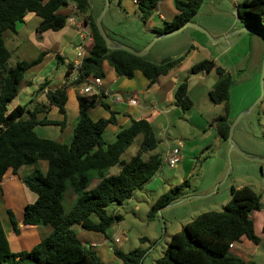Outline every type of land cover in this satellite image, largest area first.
Wrapping results in <instances>:
<instances>
[{"label": "trees", "instance_id": "trees-1", "mask_svg": "<svg viewBox=\"0 0 264 264\" xmlns=\"http://www.w3.org/2000/svg\"><path fill=\"white\" fill-rule=\"evenodd\" d=\"M111 2V0H109ZM116 1L119 5L121 0ZM161 0H138L137 11L143 22L148 21ZM204 0H174L177 12L171 22H165L155 33L160 35L174 31L191 20ZM62 6L75 7L77 15L91 35L92 42L82 61L76 86L84 78H103V63L114 70L117 78L132 79L140 72L150 88L160 76L167 75L185 59L186 55L173 58L165 64H154L145 58L129 53L108 50L100 37L95 19L89 12L88 0H0V183L8 171L13 174L37 162L47 163V171L36 170L21 178L25 188L36 196L27 204L22 213V224L26 227L49 226L52 231L30 250L12 253L0 222V264H101L91 247L78 239L73 226L82 230L106 236V231L122 221L119 214H107L106 208L116 203L122 205L133 194L141 190L155 176L162 165V157L154 153L159 141L146 120H131L130 125L118 131L114 141L106 142L103 131L116 123L115 114L110 112L107 119L92 121L88 112L96 105L98 97L78 94L79 116L72 127L69 144L39 138L34 132L36 126H59L65 123L39 119L56 108L65 117V104L69 85L46 91L47 103L32 108L11 105L18 95L24 73L38 65L45 55L40 53L36 60L24 63L12 59V49L7 48L6 36L16 34V25L23 23L28 14L39 19L38 35L51 31L59 32L66 26L69 15L57 13ZM237 17L246 27L264 35V0H240ZM59 59V57H56ZM67 67L65 75L71 72ZM214 71L217 81L208 93L211 103L223 105L224 115L215 119L214 126L219 139L226 141L230 123L227 121L231 77L211 60H203L190 69L191 75ZM46 84L40 86V91ZM173 104L182 111H189L192 102L187 94L186 80L173 93ZM106 110L109 108L103 105ZM140 136L141 142L129 161L121 159L125 151ZM146 156V159H145ZM118 167L116 175L109 171ZM93 180L98 183L93 188ZM75 195L72 209L66 212L62 206L65 193ZM176 200L175 191L169 190L152 206L148 219L155 212ZM262 209L261 198L248 187L232 188L230 200L221 212L203 213L182 230L172 235L162 256L154 264H249L230 253L234 244L246 240L258 245L251 214ZM8 217L15 235L19 234L13 213ZM264 237V224L261 229ZM231 246V248H230ZM119 264H143L144 250L124 253L113 250Z\"/></svg>", "mask_w": 264, "mask_h": 264}, {"label": "rangeland", "instance_id": "rangeland-1", "mask_svg": "<svg viewBox=\"0 0 264 264\" xmlns=\"http://www.w3.org/2000/svg\"><path fill=\"white\" fill-rule=\"evenodd\" d=\"M239 2L234 4L233 0H204L191 22L205 30L211 38L196 29L185 28L176 35L158 40L145 56L147 61L160 64L170 57L186 55L182 61L183 70L178 74L180 83L188 77V97L192 107L189 111H182L173 105L171 108L175 112H170L168 118L165 116L167 122H164L156 135L159 144L154 153L161 155L162 165L155 176L135 192L129 201L122 205L112 203L106 208L107 214H119L122 221L109 228L106 236L84 231L79 226L72 227L81 240L90 236L95 241L93 249L101 264L120 263L113 254L115 249L124 253L144 250L143 264H154L162 256L172 235L203 213L221 212L230 200L231 189L241 187H248L257 194L262 206L260 212L250 217L260 242L256 246L252 244L256 247L254 250L250 247L242 248V253L246 254L247 263L264 264V237L259 228L264 216V98L257 102L261 90L260 74L254 79L255 73L248 63L252 48L249 39H252V34L239 33L230 37L231 39L213 43L218 39H213L211 33L212 28L228 27L233 20L240 25L236 16ZM88 4V13L95 18L101 13L104 0H88ZM114 5L117 6V2L111 0V7L102 19L103 30L109 38H113L109 32L118 34L120 44L134 51H141L144 47L140 49L139 43L150 40L148 45L155 37L153 34L162 27L153 25L150 20L143 22L138 11L125 14L116 10ZM155 14L156 10L153 12ZM73 15L82 22V17L76 12ZM233 32L235 31L231 33ZM237 41H240L237 48L242 50V54L246 53V57L240 60L238 73L230 61L235 58L234 52L230 49L228 55L226 51L228 43ZM203 43L207 47H202ZM6 44L11 50L16 41ZM203 60H213L217 67H221L231 77L233 84L228 102V118L231 124L235 123L232 140L237 149L248 158L231 151L228 143L219 139L216 134L214 121L224 115V108L223 105H213L208 93L216 83L217 76L214 71L207 75L198 74L200 76L190 74L191 67ZM13 62L12 57L11 63ZM63 69L59 66L58 71L51 75L52 83L59 78ZM142 79L134 78L132 83L138 86ZM142 99L140 96V100ZM153 101L154 98L150 95L144 99L143 106L149 110ZM20 106H29V99L20 103ZM163 109L169 111L168 106ZM243 113L246 114L242 116ZM140 142L141 137L138 136L121 159L129 161ZM173 149L179 151L180 160L174 169H170L165 163V155ZM118 170L116 166L109 173L113 176ZM171 189L175 191L176 200L157 210L152 219H148L152 206ZM69 193L68 190L62 200L66 212L72 209L73 204L68 203ZM103 237L106 241H103ZM230 253L240 255L239 251Z\"/></svg>", "mask_w": 264, "mask_h": 264}, {"label": "crops", "instance_id": "crops-1", "mask_svg": "<svg viewBox=\"0 0 264 264\" xmlns=\"http://www.w3.org/2000/svg\"><path fill=\"white\" fill-rule=\"evenodd\" d=\"M43 1L47 2L48 0ZM239 1L240 0H233V3L235 4ZM113 2L115 3V1ZM173 2L174 0H161L159 2L157 8L155 9L156 14H152L151 18L149 19L153 25H159L157 27H162L165 22L172 21L173 17L177 13L173 7ZM114 6L116 7V10H119L125 14L137 11V5L133 4L132 0H121L119 5L117 4V6ZM109 7H111V2ZM74 12L75 11L73 10L72 6H62L57 11L58 14L67 16H74ZM87 15L91 14L88 13ZM238 21L240 25L235 24V21L233 20L228 25V27L226 26L221 29L212 28L211 33L213 39L216 40L224 37L232 31L239 30L242 26H245L241 23L239 18ZM38 25L39 19L34 16V14H28L25 17L23 23L16 25V34L10 33L6 36L7 41H16L15 46H12V57L14 58L15 62L20 61L24 63H31L37 59L40 53L45 52L41 62L24 73L23 79L19 86L18 95L14 99L13 103L8 106L9 110H11L16 105H20V103L26 102L28 99L29 106H26L27 108H32L34 105H45L47 103L46 91L55 90L63 85H66L65 72L67 67L71 66L72 62L76 58V48L83 46L85 49V54L87 49L90 48L91 43L88 42V40L84 37L85 35L78 33L74 28L65 26V28L59 32L47 31L38 35L36 33V28ZM109 33L110 35H113V38L108 37L112 43H120L118 40L120 38L118 34L113 32ZM153 35L156 36L158 34L154 33ZM242 40L243 39H240V41ZM249 40L252 42V48L248 56V63H250L249 68H251L252 71H254L253 73H255L254 79H257L261 69L264 42L257 34H252V39ZM149 41L150 40H144L142 43H139L141 46L140 49L145 47ZM240 41L232 44L228 43V47L226 48L228 55L230 54V49L234 52L233 54L235 58L231 59L230 61L231 66L236 67V73L240 71V68H238L240 65V60L242 61L246 57V53L242 54V50L237 48L239 45L238 42ZM202 47L207 46H205V43H203ZM240 53L242 56H240ZM56 57H59V59ZM59 66L60 68L64 69L61 75H59V78L52 83L50 77L55 71H58ZM182 66L183 64L181 63L178 68L171 70L167 75L158 77L156 82L149 88L147 80L140 72H135L132 79L124 78L122 81V78H117L115 76L114 70L109 67L107 63H103L104 77L101 78L99 87L95 88L91 94L85 95L98 97L96 105L88 112L92 121L107 119L110 116V112L115 114L116 123L114 125H108L105 128L103 131V139L106 142L114 141L118 131L122 128L128 127L131 120L141 119L146 120L151 125L155 135H158L157 132L160 131V127L164 124V122H167L166 117L168 118L170 112H175L174 109L171 108L174 105L173 93L180 83L178 73L183 70ZM204 74L206 73H203L202 75ZM134 78L143 79L142 81H139L138 86H134V83H132ZM185 80L187 83V94L189 96L188 77L185 78ZM42 84H46V89L40 91L39 89ZM79 88L80 87L75 86L71 87L70 91L67 90V102L64 107L65 117L60 115L56 108H53L47 114H42L39 116V119L46 117L47 120L55 122H61L63 119H65V125L62 129L59 126L51 125L36 126L34 128V132L39 138L54 140L64 144H69L71 142L72 127L77 122L79 116L77 101V95L80 92ZM104 91H107L109 95H102V92ZM150 95L153 96L154 101L151 102L148 110L143 106V104L145 103L144 99ZM130 96L136 99V105H127L126 99ZM140 96L143 98L142 100H140ZM115 98H120V102H116L114 100ZM103 105H106L109 110H106ZM164 106H168L169 111L166 109L165 111L163 109ZM227 121L231 124L229 118ZM36 170L44 174L47 171V163L40 161L29 167H22L16 172V174L8 171L0 183V222L12 253L30 250L35 244L49 235L52 231L49 226L26 227L22 224L23 209L27 204L33 203L36 200V196L29 192L25 186H23L21 178L32 174ZM97 183V180H93L90 188L96 186ZM69 192L70 193L67 195L69 198L68 203L71 204V202L73 203L75 200V195L70 190ZM8 211L13 213L17 223V229L19 231L18 235H15L13 232V228L8 217ZM255 213L257 212H253L251 214V218ZM263 224L264 216L262 217V221L259 226L260 229H262ZM78 239L85 245H94L93 248H95V241L90 236L86 237V240H81L80 237H78ZM103 241H106V238H104ZM236 247L237 250H235ZM247 247H250L252 250L256 248L255 246L253 247L250 242L241 240V242L233 245L231 252L235 253L239 251L240 255H236L247 261L246 254L242 253V248ZM93 248L92 250L94 251Z\"/></svg>", "mask_w": 264, "mask_h": 264}, {"label": "water", "instance_id": "water-1", "mask_svg": "<svg viewBox=\"0 0 264 264\" xmlns=\"http://www.w3.org/2000/svg\"><path fill=\"white\" fill-rule=\"evenodd\" d=\"M109 5H110V1L109 0H104V6H103V9L101 11V13L96 17L95 19V26H96V29L100 35V37L103 39V41L105 42V45L107 47L108 50H118V51H124L126 53H129L137 58H144L146 56V54L148 53L149 49L158 41V40H161L163 38H166V37H170V36H173V35H176L178 33H180L181 31H183L185 28H193V29H196L200 32H202L204 35H206L208 38H211L209 36V34L199 28L197 25H194L193 23L191 22H187L185 23L184 25H182L181 27L175 29L174 31H171V32H168V33H163V34H160V35H156L154 37V39L148 44L146 45V47H144L141 51H134L120 43H112L110 41V39L108 38V36L106 35L105 31L103 30L102 28V19L104 17V15L106 14V12L108 11L109 9ZM239 33H248V34H257L259 35V37H261V39L263 40L264 42V35L258 31H255V30H252L248 27H243L239 30H236L235 32L233 33H230L224 37H221L220 39L216 40V41H212L213 43H218L224 39H227L229 37H232L236 34H239ZM173 58L175 57H170L164 61H162L160 64H165V63H168L170 62ZM260 87H261V90H260V95L258 97V100L257 102L261 101L263 98H264V52H263V55H262V61H261V69H260ZM246 113H243V115H245ZM234 126H235V123H232L230 124L229 126V131H228V136H227V139H226V142L228 143L229 145V148L231 151H234L238 154H240L241 156L243 157H246L248 158V156L244 153H242L241 151H239L237 149V147L235 146V144L233 143V140H232V133H233V129H234ZM253 160H258V159H253ZM259 161V160H258ZM141 264V263H140Z\"/></svg>", "mask_w": 264, "mask_h": 264}, {"label": "built area", "instance_id": "built-area-1", "mask_svg": "<svg viewBox=\"0 0 264 264\" xmlns=\"http://www.w3.org/2000/svg\"><path fill=\"white\" fill-rule=\"evenodd\" d=\"M132 2L135 5L138 4L137 0H132ZM72 8L75 11V7H72ZM66 25H68L71 28H74L75 30H77L78 33L85 35L84 37L88 40V42L90 43L92 42L91 35L89 34L88 30H86L87 28L85 27L83 21L80 22L74 16L70 15L66 21ZM75 52H76V58L72 62L71 72L66 76V82H65V84L71 87H75L77 84L78 75L80 73L81 66H82V61L85 57V49L83 48V46L77 47ZM100 82H101L100 78H93V77L84 78V82H82V84L79 86L80 87L79 94L81 95L91 94L95 88L99 87ZM102 95L106 96V95H109V93L107 91H104L102 92ZM114 100L116 102H120V98H115ZM126 103L128 106H134L136 105L137 101L134 97L130 96L129 98L126 99ZM178 155H179V151L177 149H173L172 151H169L166 153L165 163L170 169H174L176 165L178 164L180 160ZM88 247L93 248L94 245H89Z\"/></svg>", "mask_w": 264, "mask_h": 264}]
</instances>
